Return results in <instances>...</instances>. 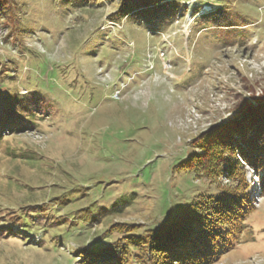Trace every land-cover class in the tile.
<instances>
[{
	"label": "rangeland",
	"instance_id": "1",
	"mask_svg": "<svg viewBox=\"0 0 264 264\" xmlns=\"http://www.w3.org/2000/svg\"><path fill=\"white\" fill-rule=\"evenodd\" d=\"M0 24V225L26 235L0 264H81L112 224L178 219L229 183L180 167L193 140L264 116V0H9ZM243 166L257 210L211 264H264V168Z\"/></svg>",
	"mask_w": 264,
	"mask_h": 264
},
{
	"label": "trees",
	"instance_id": "2",
	"mask_svg": "<svg viewBox=\"0 0 264 264\" xmlns=\"http://www.w3.org/2000/svg\"><path fill=\"white\" fill-rule=\"evenodd\" d=\"M0 3L9 6V0H0ZM252 107L254 105L249 104L247 109H243L244 115ZM253 117L257 119L253 123V126L256 125L254 133L241 132L242 137L238 135L236 141L227 133L213 138H195L193 147L200 150L189 153L180 163V167L194 170L197 174L206 173L209 178L227 176L228 185L221 188L217 195H201L183 207L178 219L144 231H139V224H112L107 232L120 233L117 241L99 250L79 248L75 253L79 262L211 264L233 250L243 239L249 217L257 210L243 165H249L257 173L264 168V116L255 113ZM7 125L10 122L7 121ZM2 139L0 133V142ZM236 157L240 158L239 161H235L238 160ZM260 190L264 194V179ZM126 207V204L116 202L109 212L118 215ZM11 236H18L14 228L0 225V237Z\"/></svg>",
	"mask_w": 264,
	"mask_h": 264
},
{
	"label": "bare ground",
	"instance_id": "3",
	"mask_svg": "<svg viewBox=\"0 0 264 264\" xmlns=\"http://www.w3.org/2000/svg\"><path fill=\"white\" fill-rule=\"evenodd\" d=\"M191 3H192V2H191ZM207 9H209V7H207ZM207 9H206V10H207ZM193 18H194L193 16H191V17L188 18V21H187V23H186V25H185L187 28L191 25Z\"/></svg>",
	"mask_w": 264,
	"mask_h": 264
},
{
	"label": "water",
	"instance_id": "4",
	"mask_svg": "<svg viewBox=\"0 0 264 264\" xmlns=\"http://www.w3.org/2000/svg\"><path fill=\"white\" fill-rule=\"evenodd\" d=\"M242 113L244 114V111Z\"/></svg>",
	"mask_w": 264,
	"mask_h": 264
}]
</instances>
